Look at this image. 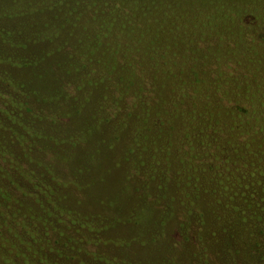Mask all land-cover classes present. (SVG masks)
<instances>
[{
    "label": "trees",
    "instance_id": "obj_1",
    "mask_svg": "<svg viewBox=\"0 0 264 264\" xmlns=\"http://www.w3.org/2000/svg\"><path fill=\"white\" fill-rule=\"evenodd\" d=\"M0 264H264V0H0Z\"/></svg>",
    "mask_w": 264,
    "mask_h": 264
}]
</instances>
